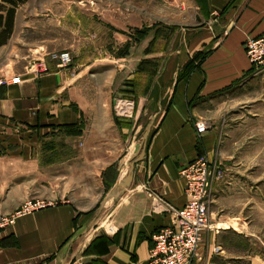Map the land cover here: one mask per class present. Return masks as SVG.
<instances>
[{"label":"crops","instance_id":"0c3cea01","mask_svg":"<svg viewBox=\"0 0 264 264\" xmlns=\"http://www.w3.org/2000/svg\"><path fill=\"white\" fill-rule=\"evenodd\" d=\"M35 1L18 9L12 37L0 47V79L9 81L0 86V264H153L152 237L172 225L168 205H186L182 171L199 157L215 172L211 230L194 264L242 262L264 203V188L253 196L248 182L255 166L251 138L264 125V108L229 107L244 102L242 93L257 81L245 44L264 35V0H174L178 33L158 51L150 50L156 29L148 6L153 30L142 55L117 59L132 67L125 79L131 90L141 62L161 59L162 71L152 81L148 108H133L128 117L108 108L102 72L89 74L100 77L99 89L84 90L83 68L93 63L79 57L93 38L106 55L109 41L119 48L130 41L137 50L138 2L120 9L108 0H85L99 2V11L90 6L101 22L95 30L83 26L78 10L71 11L74 26L64 28L62 20L49 26L54 20L30 8ZM69 50L73 64L62 68L52 55ZM123 75L117 69L112 76L115 91ZM17 76L20 85L11 82ZM144 116L143 142H134ZM200 121L209 128L202 135ZM67 126H80L81 135H69ZM29 201L45 207L18 214ZM233 242L243 244L241 255L233 254Z\"/></svg>","mask_w":264,"mask_h":264},{"label":"rangeland","instance_id":"374dc122","mask_svg":"<svg viewBox=\"0 0 264 264\" xmlns=\"http://www.w3.org/2000/svg\"><path fill=\"white\" fill-rule=\"evenodd\" d=\"M129 0H108L111 5L117 6L120 5V9H123V5L125 9L130 8L131 4L128 2ZM138 2L139 10L138 19L140 29H135L134 39L137 41L141 46L137 50H132V43L125 44L123 48L117 47L115 44L109 41V47L107 55L105 54V50H100V43H96L95 38L91 39L86 47V55H82L79 57L81 61L85 64L93 63L90 68H87V65L83 68L85 72H87L88 78L85 80L83 79L81 85L85 86L84 90L94 92L98 90V78L91 77L89 78V74L94 75L97 73H103L102 76L105 83L107 82L108 85V108H113V112L118 114L116 109V101L119 102H128L134 105V108H148L147 107V99L149 97V92L151 89L153 78H157L162 71V61L161 59H150L145 60L144 64L141 62L139 64L138 70V78L133 81L134 88L128 89V85L125 81L129 75H131V66H127V61H119L117 57L126 58L131 56V54L142 55L144 50V45L147 43L148 35L153 29L148 28V24L153 25L150 28L156 29V39L155 43H151L150 50L155 49L163 50L166 49L171 41L174 39L176 33H178V27L173 26V23L177 22L174 20L173 11L171 9V3L175 2L174 0H135ZM202 4V1L199 0ZM36 6H31L30 8L40 10L42 15V19H51L54 20L53 22L49 23V26H56L58 24L57 21H65L62 23V27L70 28L74 26L71 11L78 10L80 13L76 14L78 19L81 18L83 26L89 27L91 26L92 29L97 30V27L100 25V21L98 20V16H93L95 11H99V2L98 6L95 5V2L91 3L85 0H36ZM150 4V5H149ZM90 6L94 8L95 11H91ZM135 6V5H134ZM148 6H150V10L155 12V17L148 18ZM55 12V13H54ZM62 14L63 17H59L58 15ZM53 15H57L53 16ZM53 16V17H52ZM168 16V17H166ZM171 16V17H170ZM149 21V23H148ZM179 22V20H178ZM39 24H42L41 22ZM139 30V31H138ZM139 32V33H138ZM98 34V32H96ZM92 35H94L92 33ZM35 39V38H34ZM147 50V49H146ZM84 51V52H85ZM65 52V51H61ZM69 52H72L69 50ZM100 53V54H99ZM135 57V56H134ZM106 58V59H105ZM133 58V55H132ZM104 60V61H102ZM153 61H155L153 63ZM119 69L123 71V79L124 82L118 91H115V87L113 84L115 81H112V76L114 75L115 71ZM253 78H257V81L250 87L247 88V91L244 94V102L238 105L237 102H231L229 108H264V71L258 74H253ZM128 82V81H127ZM121 83V82H120ZM126 106H120L119 112L123 113L127 111ZM148 116H144L141 121L140 128L134 138V142H143V136L146 132V124L148 121ZM256 133V132H255ZM258 134L256 137L252 135L251 138V146L252 148L255 146L253 153H251L253 160L252 166L255 165L253 168L250 169L251 175L249 176L248 182L250 183L252 195H255L256 189L259 187L264 188V125L262 123V127L258 129ZM60 136L66 137V132H60ZM141 142V143H142ZM255 142L256 144H253ZM65 143L61 144V147H65ZM82 147V146H81ZM79 147V148H81ZM257 158V159H256ZM257 160H260L259 165L257 166L255 163ZM257 166V167H256ZM218 171V177L224 174V169L220 168ZM261 173V175H259ZM256 174V175H255ZM225 174L222 178L224 179ZM212 204V203H211ZM210 204V206H211ZM258 205V204H257ZM262 210L257 211V218L252 219L253 223L250 225L252 238L250 239V253L249 255L243 257L242 262H232L231 264H264V203H262ZM211 230V229H210ZM209 230V231H210ZM233 254L234 255H241L240 250L243 249V244H239L238 242H233ZM248 246V245H247ZM246 246V248H247ZM238 260V259H236Z\"/></svg>","mask_w":264,"mask_h":264},{"label":"built area","instance_id":"2783aa9c","mask_svg":"<svg viewBox=\"0 0 264 264\" xmlns=\"http://www.w3.org/2000/svg\"><path fill=\"white\" fill-rule=\"evenodd\" d=\"M245 50L251 68L258 74L264 71V35L260 38H251L246 41ZM53 59L59 62L62 68H69L73 64L70 52H56ZM15 85H20L22 79L17 76L11 79ZM9 81L0 79V86L8 85ZM128 107L120 113L119 107ZM116 111L120 117H128L134 105L128 102L116 101ZM198 134L208 131V124L204 121L196 123ZM215 166L206 157H199L182 171L186 181L185 194L187 203L181 209L168 205L167 212L173 215V223L162 228L153 235L151 262L153 264H194L197 252L205 234L211 229L210 204L211 182ZM45 207L42 202H27L18 214H30ZM8 220H3L6 223Z\"/></svg>","mask_w":264,"mask_h":264},{"label":"trees","instance_id":"16d2710c","mask_svg":"<svg viewBox=\"0 0 264 264\" xmlns=\"http://www.w3.org/2000/svg\"><path fill=\"white\" fill-rule=\"evenodd\" d=\"M28 1L29 0H0V47L6 45L11 39L15 26L16 13L18 9L27 4ZM154 62L155 61H153V63ZM187 69H190V65ZM66 132L69 135H81L82 129L80 126H67Z\"/></svg>","mask_w":264,"mask_h":264},{"label":"water","instance_id":"95a60500","mask_svg":"<svg viewBox=\"0 0 264 264\" xmlns=\"http://www.w3.org/2000/svg\"><path fill=\"white\" fill-rule=\"evenodd\" d=\"M151 127H152V125H150V126L148 127V134H146V136H145V138H144V141H145V142L147 141V139H148V137H149V131L151 130ZM141 149H142V147H141ZM143 159H144V155H140L139 158L136 159V161H141V160H143ZM134 167H135V163H134V161H133V163L131 164V173H133V169H134ZM131 181H132V176L130 175L128 178L125 179L124 182H125L126 184H130Z\"/></svg>","mask_w":264,"mask_h":264}]
</instances>
